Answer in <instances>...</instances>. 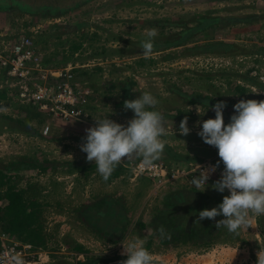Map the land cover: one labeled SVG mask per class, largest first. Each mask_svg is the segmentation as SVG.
I'll use <instances>...</instances> for the list:
<instances>
[{
	"label": "rangeland",
	"instance_id": "374dc122",
	"mask_svg": "<svg viewBox=\"0 0 264 264\" xmlns=\"http://www.w3.org/2000/svg\"><path fill=\"white\" fill-rule=\"evenodd\" d=\"M46 4L65 11L55 17L59 22L47 23L50 18L43 14L51 8H40ZM30 7L37 12H28ZM34 24L43 27L35 35L38 48L54 67L76 64V78L90 87L91 103L83 106L85 116L63 119L18 104L5 88L0 90V169L7 168L10 179L0 186L1 194L10 184L23 189L27 200L41 204L44 244L31 249L29 260L76 264L86 257H107L114 260L97 264H121L127 259L121 255L122 242L139 236L151 239L153 264H264V215L252 216L251 226L239 236L216 228L221 216L193 223L190 215L183 221L187 230L194 225L193 239L162 244L151 235L150 224L157 217L175 218L193 200L179 193L200 197L195 201L202 210L218 206L229 193L212 188L215 181L206 184L201 197L184 178L134 172L141 158L124 160L104 181L80 148L95 120L107 117L127 126L134 113L123 102L148 91L159 101L156 110L169 130L162 138V158L155 162L175 170L219 158L218 150L197 133L204 120L215 118L212 105L219 101L226 104V125L239 100H264V0H0V35L28 34ZM151 28L158 35L151 57L145 58L140 42ZM3 80L0 76V85ZM185 116L191 130L187 136L178 131ZM167 146L179 160H201L175 163L178 159L170 156ZM7 203L3 197L0 207ZM96 204L122 212L126 226L117 241L104 239L106 234L97 235L86 225L83 210ZM172 221L168 225L177 223ZM27 241L18 242L30 244ZM75 243L83 248H68Z\"/></svg>",
	"mask_w": 264,
	"mask_h": 264
},
{
	"label": "clouds",
	"instance_id": "9594fccd",
	"mask_svg": "<svg viewBox=\"0 0 264 264\" xmlns=\"http://www.w3.org/2000/svg\"><path fill=\"white\" fill-rule=\"evenodd\" d=\"M157 35L156 28L146 30V38L140 42L145 58L151 57ZM158 104L156 97L145 91L136 99L123 102L124 108L134 113L127 126L106 117L95 120L96 126L85 130L86 142L80 145L81 151L86 153L88 162L94 161L104 181H108L126 159L141 158L143 165L149 167L162 158L166 145L162 138L169 130L164 116L156 110ZM225 107L224 101L212 105L215 118L204 120L197 133L204 143L218 150L220 160L206 168L199 166V176L192 180V184L203 192L210 174L223 163L221 178L213 183L212 188L220 193L227 190L229 195L224 196L218 206L200 211L198 222L221 216L223 219L216 221V228L224 227L230 234L239 236L241 230L251 226L252 216L264 215V100H239L233 105L235 114L226 125L223 120ZM187 121L185 116L179 124L178 131L183 136L191 131ZM155 231L162 238L168 236L162 225ZM145 244L146 241L139 236L122 242L121 255L127 259L121 264H153V256ZM9 261L10 264H25V260L14 253L9 254Z\"/></svg>",
	"mask_w": 264,
	"mask_h": 264
},
{
	"label": "built area",
	"instance_id": "2783aa9c",
	"mask_svg": "<svg viewBox=\"0 0 264 264\" xmlns=\"http://www.w3.org/2000/svg\"><path fill=\"white\" fill-rule=\"evenodd\" d=\"M59 21V18H51L47 23ZM42 29L41 25L34 24L28 34L0 35V76L4 79L0 90L5 88L7 96L15 99L16 103L32 106L47 116L63 119L85 116L83 106L87 107L91 103L90 87L76 78V64L73 62L54 67L46 59L35 41V35ZM215 164L207 160L182 169L169 170L162 162H155L149 167L138 163L134 172L138 170L150 176L184 178L189 186L195 187L192 180L199 176V166L206 168ZM223 168L219 165L210 174L206 184L220 179ZM32 248L31 244H21L0 232V264H10V253L20 255L25 264H33L35 262L29 260Z\"/></svg>",
	"mask_w": 264,
	"mask_h": 264
},
{
	"label": "trees",
	"instance_id": "16d2710c",
	"mask_svg": "<svg viewBox=\"0 0 264 264\" xmlns=\"http://www.w3.org/2000/svg\"><path fill=\"white\" fill-rule=\"evenodd\" d=\"M74 7V6H73ZM40 8H51L49 9L43 16L46 18L50 17H56L57 15H60L64 13L65 11L60 8L58 5L50 6L48 4L41 6ZM39 9V8H38ZM28 12L36 13L37 10L33 8H27ZM67 11V10H66ZM80 45H74L72 48L78 49ZM126 94V93H125ZM193 102V101H191ZM181 113V111H178ZM190 115V114H186ZM167 149L169 150L168 153H170V156L173 157V159H178V157H181L179 154H177L171 147L167 146ZM186 159H182L187 161L191 160H201L197 156L188 157L185 156ZM182 160L175 161L180 163L183 162ZM220 158H215L214 162H218ZM220 165H223L221 162ZM35 167H42L40 164H33ZM224 166V165H223ZM7 169V168H6ZM6 169H0V186L8 184L9 183V175L7 176ZM113 173H117L114 171ZM191 188H189V192H192ZM6 193L1 194L0 191V200L3 197H6L8 200V203L4 205L3 207H0V227L2 226L1 223L3 221V227L1 229L8 233L10 237H13L14 239L18 241H25L28 240L31 245H33L34 248L37 246L43 247V238H42V229L43 225L41 224L40 214H41V204L38 202H33L31 200H27L23 194V189H14L13 185L8 186ZM181 195H184V197L187 199H193L190 202L185 203L184 205V212L178 213L176 217L170 218L167 215H163L162 217L159 216L157 219L150 224L152 227V234L153 236L159 237V241L162 244H177V243H185L189 240V238L193 239L194 237V225L190 230L186 229V223L183 221L184 216L190 215L189 218L192 219L193 223H196L198 221V214L200 210H202V207L197 206V203L195 200H198L200 197H193L189 194L188 197L185 196L186 194L184 192L179 193ZM195 195H199L202 197L204 195L202 192H196ZM184 198V199H185ZM200 200V199H199ZM98 204V203H97ZM94 206L93 205H87L85 206V209L83 210V213L85 215L84 221L86 225L91 229L92 232L95 234H100L101 236L106 234V237H103L104 239L115 242L116 236L121 235V232L125 229L126 221L123 219L122 212L117 211H105L102 206ZM173 205H175L173 203ZM105 214L106 218H101V215ZM110 216L111 218H108ZM2 220V221H1ZM173 220V221H172ZM177 222L175 224H170V222ZM202 222H208L205 219L202 220ZM163 226L166 229V232L168 234L167 237L162 238L158 232L155 230L159 228L160 226ZM27 241V242H28ZM151 239H149L145 247L149 249L151 247ZM205 244H208L209 242H204ZM72 250H81L83 248L82 245L75 243L73 246L68 247ZM114 259L107 258V257H86L84 261H77L76 264H97L98 262H104L107 263L109 261H112Z\"/></svg>",
	"mask_w": 264,
	"mask_h": 264
}]
</instances>
